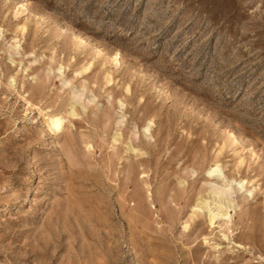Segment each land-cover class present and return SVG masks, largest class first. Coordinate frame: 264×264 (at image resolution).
Segmentation results:
<instances>
[{
	"label": "rangeland",
	"instance_id": "rangeland-1",
	"mask_svg": "<svg viewBox=\"0 0 264 264\" xmlns=\"http://www.w3.org/2000/svg\"><path fill=\"white\" fill-rule=\"evenodd\" d=\"M0 264H264V0H0Z\"/></svg>",
	"mask_w": 264,
	"mask_h": 264
},
{
	"label": "bare ground",
	"instance_id": "bare-ground-1",
	"mask_svg": "<svg viewBox=\"0 0 264 264\" xmlns=\"http://www.w3.org/2000/svg\"><path fill=\"white\" fill-rule=\"evenodd\" d=\"M73 113V112H72ZM63 120V118L62 117H54L53 119H52V123H53V125H54V127L55 128H59L60 126H61V124H62V121ZM58 125V126H57ZM218 167H215V168H213V169H211L210 168V171L209 172H207V173H209V174H212V173H214V172H218ZM214 185V184H213ZM212 188H214V186H212ZM228 193H230L229 192V190L228 189H223V187L222 188H218V186H217V188H216V185H215V188H214V190H213V194H215L214 195V197L215 196H217V198H215V200L217 199V202L215 201L214 203H216V204H218V212L217 213H214V214H212L213 215V217L212 218H214V217H226V218H228V214L226 213V212H224V213H221V211H222V208H224L225 210H227V208L229 207V204H230V202L228 203H226V201H228L227 199H225V200H223L220 196H223V195H226V194H228ZM214 197H213V199H214ZM201 203V206L199 207H197V208H201V207H203L202 209H204V207L207 209V202L205 201L204 203H202V201L200 202ZM215 204V205H216ZM208 207H209V205H208ZM230 208V207H229Z\"/></svg>",
	"mask_w": 264,
	"mask_h": 264
},
{
	"label": "snow or ice",
	"instance_id": "snow-or-ice-1",
	"mask_svg": "<svg viewBox=\"0 0 264 264\" xmlns=\"http://www.w3.org/2000/svg\"><path fill=\"white\" fill-rule=\"evenodd\" d=\"M58 126V125H57Z\"/></svg>",
	"mask_w": 264,
	"mask_h": 264
}]
</instances>
